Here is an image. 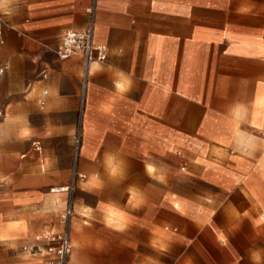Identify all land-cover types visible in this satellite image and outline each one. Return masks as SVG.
Here are the masks:
<instances>
[{
  "label": "crops",
  "instance_id": "obj_1",
  "mask_svg": "<svg viewBox=\"0 0 264 264\" xmlns=\"http://www.w3.org/2000/svg\"><path fill=\"white\" fill-rule=\"evenodd\" d=\"M7 7H3L4 5ZM0 252L64 230L68 264H264V0H0ZM39 148V149H37Z\"/></svg>",
  "mask_w": 264,
  "mask_h": 264
},
{
  "label": "built area",
  "instance_id": "obj_2",
  "mask_svg": "<svg viewBox=\"0 0 264 264\" xmlns=\"http://www.w3.org/2000/svg\"><path fill=\"white\" fill-rule=\"evenodd\" d=\"M3 25L4 23L0 18V36L2 35ZM94 31L95 25L93 21L90 22L89 26L84 31L66 30L63 33L59 45L55 51L61 60H66L72 57H80L82 60V102L79 110L80 119L78 126H76V131L74 133L71 146L72 161L70 179L67 185L51 188L49 190V192L52 194L65 195V211L62 216L64 230L59 237L62 241V245L57 250L59 258L58 264H68L71 254L69 226L71 218L74 215L75 197L78 191V185L86 180V175L80 170L83 144L84 98L87 89L88 78L90 76V66L96 58V52H99L97 56L98 59H104V56L100 54V49L96 48L94 44Z\"/></svg>",
  "mask_w": 264,
  "mask_h": 264
},
{
  "label": "rangeland",
  "instance_id": "obj_3",
  "mask_svg": "<svg viewBox=\"0 0 264 264\" xmlns=\"http://www.w3.org/2000/svg\"><path fill=\"white\" fill-rule=\"evenodd\" d=\"M79 119L80 114L78 112L76 126H78ZM254 134H256L258 138L249 136V141H247L249 146L263 149L264 151V130ZM63 197H65V195H63ZM61 233L43 237L37 241V246L31 247L28 245L19 244L7 251H1L0 264H58L59 258L57 250L62 245V241L59 238Z\"/></svg>",
  "mask_w": 264,
  "mask_h": 264
},
{
  "label": "bare ground",
  "instance_id": "obj_4",
  "mask_svg": "<svg viewBox=\"0 0 264 264\" xmlns=\"http://www.w3.org/2000/svg\"><path fill=\"white\" fill-rule=\"evenodd\" d=\"M70 247H71V251H72L71 241H70ZM70 255H71V254H70Z\"/></svg>",
  "mask_w": 264,
  "mask_h": 264
},
{
  "label": "clouds",
  "instance_id": "obj_5",
  "mask_svg": "<svg viewBox=\"0 0 264 264\" xmlns=\"http://www.w3.org/2000/svg\"><path fill=\"white\" fill-rule=\"evenodd\" d=\"M3 7H5V8H6V7H7V5L5 4Z\"/></svg>",
  "mask_w": 264,
  "mask_h": 264
}]
</instances>
